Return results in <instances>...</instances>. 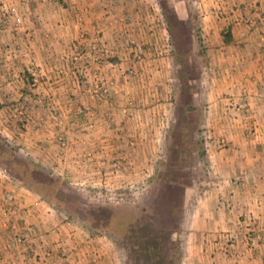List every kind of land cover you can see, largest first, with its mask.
<instances>
[{
	"label": "crops",
	"instance_id": "obj_1",
	"mask_svg": "<svg viewBox=\"0 0 264 264\" xmlns=\"http://www.w3.org/2000/svg\"><path fill=\"white\" fill-rule=\"evenodd\" d=\"M170 3L183 19L184 2ZM192 4L210 91L178 106L170 76L181 69L165 50L172 39L160 0H0V124L10 121L11 107L25 104L20 120L25 130L4 132L13 144L60 175L112 189L148 184L156 169L154 137L164 132L165 122L173 129L183 123L184 133H191L189 123L199 125L206 155L183 164L180 172L193 171L191 179L185 174L178 181L180 194L164 195L180 208L168 209L172 225L168 220L162 225L174 239L169 248L180 250L170 264H264V0ZM12 6L25 19L20 30L6 15ZM190 26L187 42L194 41ZM104 47L111 55L95 63ZM89 152L92 161L82 158ZM115 162H123L120 172ZM4 184L0 181V195ZM16 185L14 218L39 225L36 238L9 250V233L0 230V264H37L32 249L39 259L51 253L38 264H127L110 237L94 235L51 206L37 208L39 195Z\"/></svg>",
	"mask_w": 264,
	"mask_h": 264
},
{
	"label": "trees",
	"instance_id": "obj_2",
	"mask_svg": "<svg viewBox=\"0 0 264 264\" xmlns=\"http://www.w3.org/2000/svg\"><path fill=\"white\" fill-rule=\"evenodd\" d=\"M176 1H182L185 4L183 6L186 8V13L181 15L183 19L179 18L178 11L170 8L172 5L170 0H160L161 4L163 3L167 7L165 11L167 12L165 15L167 28L172 39L173 50L178 52L175 57L176 65L182 69L187 59L186 56L190 60L194 58L190 52L184 51V47L191 46L193 43L197 45L199 58L204 60L207 66L200 29L195 23L197 19L196 10L190 0ZM190 24L194 36L193 42L191 40L187 42L184 39V36L190 34L188 28ZM188 85L185 81V89ZM180 96L177 100L178 106H181L182 102L186 100ZM188 126H190L188 130L191 133H184V126L179 127L180 129L177 126L176 131H179L178 133L174 130L175 135L183 141L180 143L179 139L173 138V142L169 145L171 148L169 157L163 161L164 166L151 183L153 203L139 204L130 210L114 209L107 206L81 207L79 202L83 195L71 190L65 182L54 175L51 169L30 158L21 157L18 150L11 145L5 144L4 148L0 147V167L16 182L40 195L46 202L53 203L59 207L58 209H69V215L79 220L94 235L105 234L110 237L124 251L127 264H170L173 261L172 257L178 256L180 250L179 247L176 251L171 249L172 246L169 248L168 243L172 241L174 243V239L170 237V231L162 228V225L164 227L165 220L173 222V212L169 219L167 216L168 209L180 210V208L178 206L172 207L173 203L165 201L164 195L180 194L181 189L177 184L181 178L180 173L183 172H180L184 167L183 164L189 163L187 160L191 158L206 155L205 141L204 137L201 136L199 125L195 126L189 123ZM173 147L177 149L176 152H172ZM192 171H184V175L190 177ZM176 224L178 226L179 223Z\"/></svg>",
	"mask_w": 264,
	"mask_h": 264
},
{
	"label": "rangeland",
	"instance_id": "obj_3",
	"mask_svg": "<svg viewBox=\"0 0 264 264\" xmlns=\"http://www.w3.org/2000/svg\"><path fill=\"white\" fill-rule=\"evenodd\" d=\"M191 3L195 2V0H190ZM198 3L195 6H198ZM193 5V4H192ZM194 6V5H193ZM194 6V8H195ZM21 13V12H20ZM8 15V14H6ZM9 16V15H8ZM197 27L199 26V24L197 23V19L195 21ZM172 41L169 40V47H166L165 50H169L168 53H170V56H176L178 54V52H174L173 50V45L171 43ZM172 49V50H171ZM197 45L195 44H191V46H186L184 47V51L185 52H190V54L192 56H194L193 59H191V63L189 64V69H190V73H187L184 68L181 69L180 71L176 72V77L174 75L170 76V79H172V82H170L172 85L175 84V82L177 83V88L176 90H173L172 88V94H171V99H175V100H179V96L182 99H186L185 101L191 100V98L194 97H200L203 96V98H205L207 96V94L209 93V91L205 90L206 87H208L207 80L206 79L208 77L207 74H205V61L201 60L198 56V52H197ZM195 53V55H194ZM173 54V55H171ZM187 69V68H186ZM204 70V71H203ZM204 72V73H203ZM203 79L205 78L203 81V84L200 83L199 79ZM193 79L194 82H191V84L188 85V87H186L185 89V81L186 83H188L189 80ZM202 85V86H201ZM202 87V88H201ZM230 97V96H229ZM15 107H11L9 109V111L11 112L10 115V121L7 120V123H4L1 125L0 124V147L4 148L5 144L7 145H11L13 148H15L16 150H18V152L20 153L21 157L26 158H30L33 157L31 155H27L28 153H26V150L24 148H20L19 145H15V143L13 144L11 138H9L6 133H4L5 131H13L16 130L18 131V127L20 128V130H25V128H23L22 126V122L20 120H23L24 117L21 118H15L14 117V113H13V109ZM172 114H170V119L173 117H171ZM191 117L189 116L188 120L190 121ZM3 121V119H2ZM183 121V120H182ZM7 124V125H6ZM183 127V123H181ZM11 126V127H8ZM18 126V127H17ZM6 128V129H5ZM163 133H157L156 135L158 136L157 138L154 137V148L155 150L153 151V163L156 164V169L154 171H152V176L148 179V184H144V185H127L125 187H121V188H117V189H112V188H105V187H91V186H86V183L78 180L80 178L75 177V179L73 178L72 174L69 175L67 173H63L62 175H60V171L55 170H51L55 176H57L58 178H60L63 182H65V184H67V186L71 189L76 191V193L83 195L82 200H80L79 204L81 207H86V206H107V207H111L114 209H121V210H130L133 209V207L138 206L139 204H149V203H153V195L152 190L153 188L151 187V183L152 181L157 177V174L159 173V170L162 169V167L164 166V162L166 161V157H169L170 154V143L173 142V136L174 138H176V140H178L180 143L183 141L181 140L180 137H177L176 135H173V131L176 130L175 128L173 129L171 124L169 125V122L164 124L163 126ZM170 132V133H169ZM155 135V133H154ZM201 136L204 137V135L202 134ZM136 137V136H135ZM137 139V138H136ZM128 144L129 147L131 149H133L134 147H136L133 143H135V138L133 136H131L128 138ZM204 141H206L204 139ZM220 145H224L226 142L224 140L220 141ZM153 146V143H152ZM22 149V150H21ZM82 158H84V155H82ZM134 158V157H133ZM31 159V158H30ZM85 159V158H84ZM134 160V159H133ZM132 160V162H133ZM137 162V160H134ZM189 163L193 162V159L187 160ZM60 173V174H59ZM184 176L183 173H180V177ZM192 176V175H191ZM190 176V179H191ZM71 177L73 178V180L71 179ZM163 191V189H162ZM182 191V190H181ZM180 191V192H181ZM34 193V192H33ZM39 198L43 200V198L39 195ZM45 202L46 205L53 207L54 209H58L59 207H57L56 205H54L53 203H48L45 200H43ZM59 212L63 213V215H67L69 217H72L69 215L68 211L69 209H58ZM79 221V220H76ZM80 222V221H79ZM81 223V222H80Z\"/></svg>",
	"mask_w": 264,
	"mask_h": 264
},
{
	"label": "built area",
	"instance_id": "obj_4",
	"mask_svg": "<svg viewBox=\"0 0 264 264\" xmlns=\"http://www.w3.org/2000/svg\"><path fill=\"white\" fill-rule=\"evenodd\" d=\"M9 18L13 21L16 30L22 29L24 25V17L20 13L19 9L16 6H12L9 9ZM135 44V43H134ZM111 55V51L109 48L104 47L100 53H97V55L94 57L95 63H100L104 60L105 56ZM137 61L143 60V49L140 46H137ZM137 72L135 70L130 71V75H136ZM32 78L34 84H37L39 82V75L37 72L32 73ZM87 113L90 115H93L92 112L89 111H82V113ZM14 117L20 118L24 117L26 115V105L23 103H19L15 108L13 109ZM60 142H63L64 145V138H59ZM92 154L84 153V158L88 161H92L91 158ZM124 167L123 162H115L113 163V168L120 172ZM0 181H4V185L6 186L5 189H3V192L0 196H2L0 200V230H5L9 234V238L7 240V249H14L16 247L24 246L25 244L29 243L28 239L36 238V229L39 225V222L36 220L32 221L31 223H24L21 225L15 218H14V210L19 204V201L17 199V185L16 182L12 177L8 175V173L3 170L0 167ZM41 205H46L45 202L39 198V200L36 202L35 206L38 208ZM50 211L55 210L53 207H48ZM56 211V210H55ZM31 212V211H30ZM32 213H28V215H31ZM32 216V215H31ZM23 231V232H22ZM257 244V239H254L251 241V245L254 246ZM31 250V249H30ZM37 252L32 249L31 254L33 255L32 258L36 259L37 264L38 262H46L51 258V253L45 252L44 255L39 259V255L36 254ZM30 259V258H29ZM28 259V260H29Z\"/></svg>",
	"mask_w": 264,
	"mask_h": 264
}]
</instances>
